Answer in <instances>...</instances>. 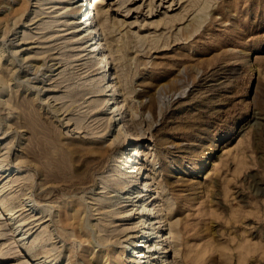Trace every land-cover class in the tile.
Returning a JSON list of instances; mask_svg holds the SVG:
<instances>
[{"label":"rangeland","instance_id":"374dc122","mask_svg":"<svg viewBox=\"0 0 264 264\" xmlns=\"http://www.w3.org/2000/svg\"><path fill=\"white\" fill-rule=\"evenodd\" d=\"M53 4L0 0V264H127L142 231L105 186L128 136L146 138L140 161L162 181L155 215L164 194L173 210L170 261L264 264V0H100L128 134L91 169L94 63Z\"/></svg>","mask_w":264,"mask_h":264},{"label":"bare ground","instance_id":"6f19581e","mask_svg":"<svg viewBox=\"0 0 264 264\" xmlns=\"http://www.w3.org/2000/svg\"><path fill=\"white\" fill-rule=\"evenodd\" d=\"M99 2L100 0H54L53 4L55 9L60 8L64 10V13L70 11V15H74L73 17H63L64 22L68 25L65 35H71L70 37L75 40L74 47L77 50L82 48V65L86 64L88 60L94 63L91 73L88 76L84 74L82 76L85 79L82 87L88 86L87 89L93 94L94 99L92 103H95L93 109L100 108L98 109L100 111L94 112V114H99L94 118L95 124L91 128V133L94 136L82 139V166L88 169L96 168L102 164L107 157L108 151H114L115 148H119L116 140L128 134V128L123 117V105L122 100H120L121 96L117 76L110 57L103 49V37L96 20L98 15L97 4ZM59 5H62V7H58ZM80 12L83 13V18L80 17ZM86 22H88L87 25ZM88 25L89 28L87 27ZM80 53L78 51L76 54L78 55ZM104 132H111L114 136L112 141L106 145H103L102 141H100L101 138H105L103 135ZM145 139L139 136L123 138V144H133V147L122 160L111 167L110 171H114V173L108 180L105 188L112 183L119 187L121 190V198L124 199L122 202H125V204L119 207L123 209L122 211H115L113 214H121L120 219L133 214V217L136 216L134 219L138 221V225L136 226H139V229L142 231L140 241L135 239V231L128 232L127 244L131 246L132 251L131 253H127L129 254L127 264H174V262L170 261V247L166 244L169 237L172 236L171 232L173 229L170 228V235H168L164 232L161 225V219L165 217V219L169 220L173 210L169 207L167 194H164L165 207L157 211H165V216L155 215L156 211L154 209L157 206L151 202V197L153 194H156L157 188L162 186V181H154L155 178L152 173L147 174V167L140 161V154L144 152L142 151V141ZM3 140L0 138V141ZM1 144L2 142H0ZM130 152L132 153L130 154ZM155 184L157 186L153 187ZM142 185L144 186L143 188ZM134 188L135 190H133ZM130 190L133 191L131 192ZM160 205H162L161 207L164 206V204ZM127 228H133V226ZM16 229L17 227L13 230L14 234L16 233ZM25 234V232H20L17 235L19 237L16 241H23L26 238ZM125 252L126 248L124 249V254ZM5 254L7 253H2L1 259L9 258L4 257ZM242 262L243 260L241 259L240 263Z\"/></svg>","mask_w":264,"mask_h":264},{"label":"built area","instance_id":"2783aa9c","mask_svg":"<svg viewBox=\"0 0 264 264\" xmlns=\"http://www.w3.org/2000/svg\"><path fill=\"white\" fill-rule=\"evenodd\" d=\"M87 21V20H86ZM88 24V22H86V25ZM89 28V25L87 26Z\"/></svg>","mask_w":264,"mask_h":264}]
</instances>
